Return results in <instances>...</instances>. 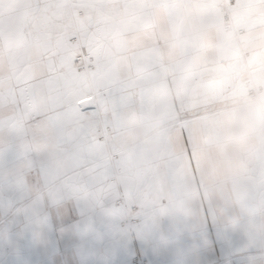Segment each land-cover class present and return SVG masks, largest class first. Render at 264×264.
<instances>
[{"label":"snow or ice","instance_id":"6c2138e0","mask_svg":"<svg viewBox=\"0 0 264 264\" xmlns=\"http://www.w3.org/2000/svg\"><path fill=\"white\" fill-rule=\"evenodd\" d=\"M194 16L264 30V0H0V159L14 171L0 175V247L19 250L29 236L44 239L53 217H67L85 264H111L112 252L133 237L145 241L135 229L100 224L98 235L85 238L90 199L115 196L122 209H141L134 219L155 238L154 221L170 197L201 184V159L235 106L242 73L264 59V46L241 42L200 57L179 81L148 175L134 194L114 188L129 146L126 130L186 54L173 30ZM60 113H70L71 123L64 164L53 176L52 153H42L40 145L64 127ZM255 151V198L264 208V139ZM36 190L43 199L33 196ZM206 225L215 224L206 219Z\"/></svg>","mask_w":264,"mask_h":264},{"label":"crops","instance_id":"0c3cea01","mask_svg":"<svg viewBox=\"0 0 264 264\" xmlns=\"http://www.w3.org/2000/svg\"><path fill=\"white\" fill-rule=\"evenodd\" d=\"M173 35L186 54L178 56L168 78L154 86V101L137 113L127 128L129 146L116 172L114 188H126L134 194L139 182L148 175V160L159 146L173 97L180 91L179 81L196 67L200 57L212 56L241 42L264 46V30L225 17H191L180 22ZM57 119L64 127L54 129L40 145L42 153H52L53 176L64 164L63 137L71 114L60 113ZM262 139L264 59H255L242 73L241 90L235 106L225 117L221 135L201 159V184H189L170 197L154 221L155 238L134 219L141 209H122L115 196L87 202L82 235L85 238L98 235L97 224L121 232L135 229L145 243L133 237L112 252L111 264H138L137 255L144 264H259L264 257V208L255 198L254 164L255 146ZM0 175H14L10 161L0 159ZM33 196L44 198L39 190ZM134 198L142 200L139 196ZM205 208L210 210L208 217ZM206 219L215 225L205 226ZM70 228V218L53 217L52 228L44 239L29 236L19 250L0 247V264H85L87 257L77 248ZM249 249L254 250L253 254Z\"/></svg>","mask_w":264,"mask_h":264},{"label":"built area","instance_id":"2783aa9c","mask_svg":"<svg viewBox=\"0 0 264 264\" xmlns=\"http://www.w3.org/2000/svg\"><path fill=\"white\" fill-rule=\"evenodd\" d=\"M135 261L138 263V264H144L143 260H142V257L140 255H137L135 257Z\"/></svg>","mask_w":264,"mask_h":264}]
</instances>
